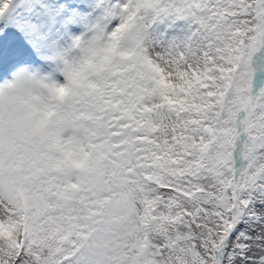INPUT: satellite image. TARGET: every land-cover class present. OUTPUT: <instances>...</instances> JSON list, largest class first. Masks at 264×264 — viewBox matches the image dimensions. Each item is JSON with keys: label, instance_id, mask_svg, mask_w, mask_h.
<instances>
[{"label": "snow or ice", "instance_id": "snow-or-ice-1", "mask_svg": "<svg viewBox=\"0 0 264 264\" xmlns=\"http://www.w3.org/2000/svg\"><path fill=\"white\" fill-rule=\"evenodd\" d=\"M6 12L0 264H264V0Z\"/></svg>", "mask_w": 264, "mask_h": 264}, {"label": "rangeland", "instance_id": "rangeland-1", "mask_svg": "<svg viewBox=\"0 0 264 264\" xmlns=\"http://www.w3.org/2000/svg\"><path fill=\"white\" fill-rule=\"evenodd\" d=\"M16 16H19L20 15V12L17 10L16 13H15ZM8 16H9V13L6 12L5 13V17L3 18V21H5V25L9 28V29H12V31H10V34L12 36H14L15 34V31L17 30L16 29V26L13 24V23H10L9 20H8ZM5 41L7 38H5V35L1 36Z\"/></svg>", "mask_w": 264, "mask_h": 264}]
</instances>
